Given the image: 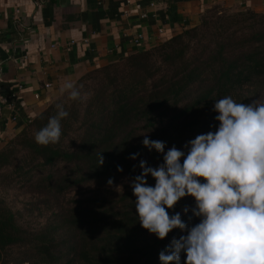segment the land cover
<instances>
[{"label": "trees", "instance_id": "1", "mask_svg": "<svg viewBox=\"0 0 264 264\" xmlns=\"http://www.w3.org/2000/svg\"><path fill=\"white\" fill-rule=\"evenodd\" d=\"M74 85L86 100L55 98L0 148V187L20 184L34 197L30 205L48 213L43 226L29 229L0 196V264H160L159 253L187 232L173 229L160 240L141 227L131 181L141 160L153 168L163 163V153L142 144L144 136L165 142V152L173 145L185 150L218 127L216 100L264 101V13L209 8L198 24L97 66ZM57 104L69 113L60 140L39 145L35 134L56 115ZM110 178L127 182L117 193L103 191ZM146 180L155 185L150 175ZM85 187L96 191L60 203ZM185 206L195 207L194 198L166 210L180 212L189 227L199 223L191 210L182 212Z\"/></svg>", "mask_w": 264, "mask_h": 264}, {"label": "clouds", "instance_id": "2", "mask_svg": "<svg viewBox=\"0 0 264 264\" xmlns=\"http://www.w3.org/2000/svg\"><path fill=\"white\" fill-rule=\"evenodd\" d=\"M72 100H86L82 86L64 85ZM57 113L35 134L42 146L56 144L62 135L61 121L69 113L57 104ZM216 130L199 134L177 149L165 152V142L144 136L142 144L163 153L155 168L141 160V172L131 181L141 227L163 240L173 229L187 232L159 253L160 264H264V101L236 102L230 95L216 100ZM139 153L129 158L136 159ZM181 158L183 162L181 163ZM104 158L99 154L98 165ZM135 167V166H134ZM117 171L123 168L117 166ZM155 180L147 184L146 177ZM201 180L203 182H201ZM113 184L110 178L107 182ZM191 196L195 207L185 206L200 222L189 227L172 209Z\"/></svg>", "mask_w": 264, "mask_h": 264}, {"label": "crops", "instance_id": "3", "mask_svg": "<svg viewBox=\"0 0 264 264\" xmlns=\"http://www.w3.org/2000/svg\"><path fill=\"white\" fill-rule=\"evenodd\" d=\"M215 6L264 13V0H0V96L21 85L0 105V148L66 83L198 24Z\"/></svg>", "mask_w": 264, "mask_h": 264}, {"label": "rangeland", "instance_id": "4", "mask_svg": "<svg viewBox=\"0 0 264 264\" xmlns=\"http://www.w3.org/2000/svg\"><path fill=\"white\" fill-rule=\"evenodd\" d=\"M74 83L75 82H73V84ZM63 94H69V90L65 89L57 97H60ZM126 182L127 181L124 179L123 181H120L102 190H112L117 193L122 190L123 185ZM94 191H96L95 187L91 190L85 187L80 191H71L65 197H63L60 203H67L71 198H78L81 195L89 196L91 192ZM0 196L4 199L5 204L11 207L12 211H14L17 222L21 225L29 229H36L37 227L43 226L47 222L48 213L46 210H44L43 205H30V201L34 200V197L31 196V194L28 192V189L21 187L20 184H13L8 187H0Z\"/></svg>", "mask_w": 264, "mask_h": 264}, {"label": "built area", "instance_id": "5", "mask_svg": "<svg viewBox=\"0 0 264 264\" xmlns=\"http://www.w3.org/2000/svg\"><path fill=\"white\" fill-rule=\"evenodd\" d=\"M127 2H129V0H126ZM142 17H146V13H142L141 14ZM141 35L137 34L135 37H133V41L135 43H137L140 39ZM45 86H49V84H45ZM21 88V85L18 84L17 87L14 90H10V92L7 93V95L5 94V96L1 95L0 96V105L1 104H6L8 102H11L17 98V90ZM35 97H38V94H35ZM11 105V104H10ZM30 122V121H28Z\"/></svg>", "mask_w": 264, "mask_h": 264}]
</instances>
